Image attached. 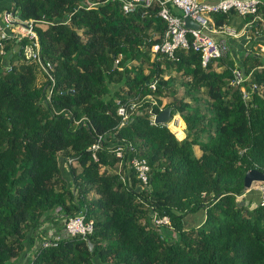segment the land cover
Here are the masks:
<instances>
[{"label":"trees","instance_id":"obj_1","mask_svg":"<svg viewBox=\"0 0 264 264\" xmlns=\"http://www.w3.org/2000/svg\"><path fill=\"white\" fill-rule=\"evenodd\" d=\"M80 3L7 0L4 8L47 22L37 32L54 84L48 99L52 82L36 64L24 63L18 50L7 56L6 69L0 55V264H19L39 229L41 239L48 237L43 223L81 211L94 221L92 250L80 237L49 238L50 245L31 250L27 264H264V204L238 198L247 171L264 173V58L256 55L264 38L250 39L256 47L240 64L228 55L203 67L190 49H177L174 59L151 52L165 30L157 6L124 13L116 1L89 9ZM234 14L212 17L220 25ZM5 42L11 53L15 40ZM233 66L248 77L247 91L257 86L247 102L230 83ZM179 74L187 100L175 98ZM152 81L155 90L148 87ZM167 96L172 101L162 105ZM131 101L137 110L120 125L117 109ZM167 106L185 123L182 139L150 122ZM82 115L89 124L73 126ZM96 134L102 136L97 160L90 148ZM122 139L147 160L146 187L133 170L127 169L126 183L108 172L117 162L108 149ZM63 159L73 160L67 177ZM201 210L202 223L184 224L186 215ZM152 211L169 217L179 239L167 241L151 226Z\"/></svg>","mask_w":264,"mask_h":264},{"label":"built area","instance_id":"obj_2","mask_svg":"<svg viewBox=\"0 0 264 264\" xmlns=\"http://www.w3.org/2000/svg\"><path fill=\"white\" fill-rule=\"evenodd\" d=\"M106 1H116L120 3L124 13L135 11L139 7L158 6L157 15L165 22V30L160 36L159 42L151 45L152 53L167 56L170 59L175 58V51L183 49L185 51L192 50L200 56L201 65L206 67L210 61L213 66L219 59L227 58L230 53V38L234 37L236 31L230 25H217L212 15L216 13H237L242 17L252 16L249 25L264 30V13L260 12V8H264V0H82L80 6L89 9ZM180 11V15L174 11ZM184 17H189L195 21L199 28H190L185 26ZM70 16L66 19L69 21ZM40 23L46 21L34 22L32 20L23 19L19 16L16 8L5 10L1 13L0 21V55H6L5 39L17 38L21 41V56L26 63H34L39 68L44 76V80L52 82L50 87H47V98L52 92L54 77L52 75L53 64L45 56L42 55L37 28ZM259 27V28H258ZM261 52L264 54V45L260 46ZM10 66H8L9 68ZM231 85L239 87L242 94V99L247 102L250 100L252 90H257V86L250 84L251 91L244 88L246 77L241 67L232 68ZM151 90H155L156 81H152L149 86ZM150 101L154 100L151 94L147 97ZM146 100V98L144 99ZM138 103L131 101L129 103L119 105L117 114L121 117V125L124 124L133 112L137 110ZM155 114H151V123L154 122ZM87 116H82L80 119L74 120L75 124H89ZM96 142L90 147L93 151V158L97 160L94 151L102 146V136L96 134ZM111 151L117 158L116 173L124 182H130L127 177L128 171L133 170L136 173L140 185L146 187L149 183V165L145 158L138 157L136 148L127 140L115 141L110 145ZM69 163L72 159L67 160ZM253 189L258 190L260 194V204H264V181L256 182ZM151 226H168L171 227L168 216H158L155 212L151 213ZM62 230L49 232L48 237L41 240L42 246L50 245L47 240H59L63 237H80L83 239L89 250H92L89 236L93 233L94 221L87 218L83 211L75 215L63 218Z\"/></svg>","mask_w":264,"mask_h":264},{"label":"rangeland","instance_id":"obj_3","mask_svg":"<svg viewBox=\"0 0 264 264\" xmlns=\"http://www.w3.org/2000/svg\"><path fill=\"white\" fill-rule=\"evenodd\" d=\"M0 5H1V3H0ZM0 20H1V18H0ZM245 21H247L246 18L241 17L238 14H234V15L231 16V19H230V21H228L227 24L230 25L231 27L235 28V29H240ZM230 54L231 53H229V57H230ZM260 56H262V58H264V54L263 53H261ZM131 64L133 65V64H135V62L134 63L133 62H130V65ZM216 69L218 71H220L223 68L222 67H216ZM173 74H175V73H173ZM165 78H167V75L165 76ZM42 80H43V78H42ZM181 80H183V78L182 79L180 78V74L179 75H176V79L174 80V88L176 89L175 98L176 99L185 98L187 100L188 97H185L184 96V87L180 83ZM200 94L201 93H199L198 95H200ZM161 101H162V105L168 104L169 102L172 101V96L162 97L161 98ZM182 123L185 125V123H184L183 120H182ZM173 131L175 132V136L177 135V138L178 139H181V138H183L185 136V129L183 127H180L178 130H173ZM204 139L205 138H203V140ZM193 150H194L195 155H198L199 156L201 154V149L199 147L193 146ZM61 169H62V173H66L65 177H67L66 167L61 164ZM112 171H116V169L115 168H113L112 170H111V168L108 169V172L109 173H112ZM253 193H256V192L253 191L252 194ZM90 194L91 195H94V194H92V192ZM55 221H58V223H56L54 221H47V222L43 223L41 225L42 230L49 229L51 232H52V230H54V231L62 230V227H61L62 225L61 224H64L63 217H60L59 219H57ZM187 226H190V225H187ZM158 230L161 233V235L163 236V238H165L167 241H174V240L179 239V232L177 230L173 229L172 227L160 226L158 228ZM38 232H39L40 235H39L38 238L36 237L35 246L33 247V244L31 246V248L28 246L29 244L26 246V249H28L29 251L27 253H26V251H23L21 257L19 258V264H27V261L31 257V253H32L31 250H35L38 247V244L41 243V240H42L41 237L44 235V233L41 231V229H39ZM97 262L98 261H96V263ZM99 264H104V263H99Z\"/></svg>","mask_w":264,"mask_h":264},{"label":"crops","instance_id":"obj_4","mask_svg":"<svg viewBox=\"0 0 264 264\" xmlns=\"http://www.w3.org/2000/svg\"><path fill=\"white\" fill-rule=\"evenodd\" d=\"M4 4L0 5V9H4L6 7L7 0H1V3ZM205 1H215V0H205ZM176 14L180 15V11L175 10ZM249 21H245L240 29H235L236 34L234 37L230 38V58L233 59V61L236 62V64H240L243 56L249 54L252 52V49L256 47V45H253L252 47L249 46L250 39H259L261 40L264 38V35H257L260 31L256 32L255 29H251L252 26L249 25ZM233 28V27H232ZM257 56H260L258 53H256ZM235 67V66H233ZM185 129V125H184ZM198 147V146H197ZM198 156V155H197ZM255 191L256 193L252 192ZM252 192H249L245 194L248 198V200L252 201V204L254 205L259 201L260 194L258 190H252ZM241 199V198H240ZM204 220V211H198L197 213L188 214L184 218V224L190 225V226H196L200 223H202ZM193 224V225H192ZM49 232H51L49 229H47ZM54 232V230H52Z\"/></svg>","mask_w":264,"mask_h":264},{"label":"water","instance_id":"obj_5","mask_svg":"<svg viewBox=\"0 0 264 264\" xmlns=\"http://www.w3.org/2000/svg\"><path fill=\"white\" fill-rule=\"evenodd\" d=\"M185 26L190 28L198 29L199 25L191 20L189 17H184ZM172 110L173 108L171 106L165 107L163 110H161L157 116L155 117V123L156 124H167L170 122L172 117ZM264 181V173L257 170L252 169L246 172L244 176V192L249 191L251 187L254 186L256 182Z\"/></svg>","mask_w":264,"mask_h":264},{"label":"clouds","instance_id":"obj_6","mask_svg":"<svg viewBox=\"0 0 264 264\" xmlns=\"http://www.w3.org/2000/svg\"><path fill=\"white\" fill-rule=\"evenodd\" d=\"M156 6V5H155ZM158 7V6H157ZM11 9H13V7L11 8ZM11 9H3V10H1V12H0V18H1V13L3 12V11H5V10H11ZM16 11L18 12V9H16ZM18 14H19V12H18ZM237 14V13H236ZM20 16V15H19ZM242 17V16H241ZM213 18V17H212ZM245 18V17H244ZM1 21V20H0ZM228 25V24H227ZM39 28V27H38ZM258 35V34H257ZM264 35V34H263ZM6 41L8 40V42L9 41H12V40H15V43H16V46L14 47V48H12L11 49V53H9V50L7 49V45H8V43L7 42H5V49H6V51H7V53H6V55H1L2 57H3V60L5 61V64H4V67L6 68V69H10L11 68V63H8V59H7V56L9 55V57L11 56V54L14 52V51H20V58L22 59V56H21V41L20 40H18L17 38H7V39H5ZM260 46H261V44H259V50H260ZM260 52H261V50H260ZM262 53V52H261ZM261 53H258V54H260L261 55ZM22 61L24 62V63H26L23 59H22ZM8 66H10L9 68H8ZM235 67H240V66H235ZM233 68V67H232ZM243 70V69H242ZM244 71V70H243ZM245 74V73H244ZM248 81V77H246V81L245 82H247ZM244 82V83H245ZM149 86V85H148ZM244 87V86H243ZM245 88V87H244ZM156 89V88H155ZM240 89V88H239ZM241 91V90H240ZM150 95V94H149ZM242 95V94H241ZM153 96V95H152ZM164 109V108H163ZM162 109V110H163ZM135 114V112H133L132 114H131V116H133ZM82 116H84V115H82ZM81 116V117H82ZM86 116V115H85ZM130 116V117H131ZM157 116V114H155V117ZM176 116H178V118L179 119H181V121L183 120L181 117H180V115L179 114H175V115H173L172 114V117H171V120H170V122L171 121H175V117ZM80 117V118H81ZM79 118V119H80ZM130 119V118H129ZM128 119V120H129ZM77 120V119H76ZM127 120V121H128ZM150 120H151V116H150ZM126 121V122H127ZM151 122V121H150ZM154 122H155V118H154ZM80 124H83V123H80ZM80 124H75L74 123V121H73V126H79ZM153 124V123H152ZM156 124V123H155ZM120 125H121V123H120ZM123 125V124H122ZM161 125H163V124H161ZM168 128H169V124L167 123V124H165ZM175 125H176V123H175ZM170 129V128H169ZM171 130V129H170ZM175 133V132H174ZM177 137V136H176ZM182 139V138H181ZM112 144V143H111ZM111 147V146H110ZM98 149H100V148H98ZM112 148H110V149H108V150H111ZM94 153H95V151H94ZM114 154V153H113ZM115 156V155H114ZM96 158H97V156H96ZM69 160V159H68ZM117 162H118V160H117ZM117 162H116V164L113 166V167H109V168H111V170L113 169V168H115V169H117ZM71 163H73V160H72V162ZM71 163H69L66 159H63L62 160V162H61V164L62 165H64L65 167H66V170H67V165L68 164H71ZM108 168V169H109ZM128 169V168H127ZM130 170V169H129ZM117 174L116 173V171H112V173L111 174ZM119 176V175H118ZM139 187H143V186H141L140 184H139ZM252 190H255V189H253V187H251L250 188V190L249 191H246L242 196H240V197H238V198H243L244 197V195L245 194H247V193H249V192H251ZM260 198V197H259ZM257 203H260V200L257 202ZM160 227V226H159Z\"/></svg>","mask_w":264,"mask_h":264},{"label":"bare ground","instance_id":"obj_7","mask_svg":"<svg viewBox=\"0 0 264 264\" xmlns=\"http://www.w3.org/2000/svg\"><path fill=\"white\" fill-rule=\"evenodd\" d=\"M176 123V125H175ZM169 124V128L173 131V130H178L180 127L184 128V124L182 123L181 119L178 118V116L175 117V121H171L168 123Z\"/></svg>","mask_w":264,"mask_h":264}]
</instances>
